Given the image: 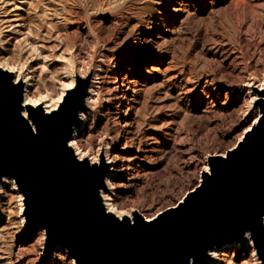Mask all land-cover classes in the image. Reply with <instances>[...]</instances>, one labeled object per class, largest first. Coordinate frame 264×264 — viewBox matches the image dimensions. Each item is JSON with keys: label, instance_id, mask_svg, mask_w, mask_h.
I'll return each instance as SVG.
<instances>
[{"label": "rangeland", "instance_id": "rangeland-1", "mask_svg": "<svg viewBox=\"0 0 264 264\" xmlns=\"http://www.w3.org/2000/svg\"><path fill=\"white\" fill-rule=\"evenodd\" d=\"M154 7L139 0H0V57L36 66L32 94L55 99L70 74L91 72L99 81V102L76 141L90 157L99 146L118 163L138 157L132 190L117 187L112 199L118 211L132 208L144 220L176 206L198 185L207 159L224 157L242 140L260 116L247 84L264 79V0H166L150 20ZM8 20L18 26L6 27ZM153 38L160 46L146 52ZM109 87L106 106L100 101ZM23 211V195L6 184L0 264H73L64 249L45 254L44 232L29 228ZM239 243L218 264H244Z\"/></svg>", "mask_w": 264, "mask_h": 264}, {"label": "water", "instance_id": "water-1", "mask_svg": "<svg viewBox=\"0 0 264 264\" xmlns=\"http://www.w3.org/2000/svg\"><path fill=\"white\" fill-rule=\"evenodd\" d=\"M9 77L13 74L0 71V182L12 179L23 195L28 227L47 237L46 255L59 247L75 264H183L186 255L195 253L191 264L197 259L208 264L211 250L241 242V230L264 215V97L254 102L260 116L236 147L224 157L207 159L210 171L201 172L196 192L147 227L136 211L130 219L105 209L100 197L104 162L91 168L72 163L64 141L72 137L77 116L66 112L39 138L30 135L17 118L22 85L9 87ZM89 77L91 72L73 79Z\"/></svg>", "mask_w": 264, "mask_h": 264}, {"label": "snow or ice", "instance_id": "snow-or-ice-1", "mask_svg": "<svg viewBox=\"0 0 264 264\" xmlns=\"http://www.w3.org/2000/svg\"><path fill=\"white\" fill-rule=\"evenodd\" d=\"M127 2L128 0H120L121 4H125ZM139 2L145 4L151 2L153 5L156 6L153 8V15L150 18V20H153L155 19V12L163 10V5L166 0H139ZM133 23H135V21H133ZM137 26L140 27L141 32H145L144 24H139ZM154 27L155 25L149 21L148 29L150 30ZM125 31H127V29H125ZM154 39L155 38H153V40L145 41L144 50L146 52H152L154 49L158 50L160 45L154 44ZM125 47H127V45H125ZM121 51H123V49ZM8 81L9 87H11L13 84L22 83V80H17L15 76L9 77ZM90 82L92 84L96 83L91 79V77H89L88 79L81 78L79 81L66 82L65 91L60 96L59 105L55 110H53L50 105L45 104L40 99H24L22 102L18 101V105L20 106L17 108V118L20 120V123L28 129L30 135L33 138H39L44 130V127L48 123L62 118L63 114L66 112L72 113L73 115L77 116L80 120L90 119V117L86 115V113L88 112L87 105H94L97 103L95 99V89L90 86ZM2 86L3 80H0V87ZM116 88H120V85L118 83L116 84ZM82 89L83 92L81 93ZM112 91L113 89L109 87V91L105 93L104 100L100 101V103L105 104L107 106V102L113 99V97L111 96ZM120 91H123V89H120ZM89 93H92V96H89ZM119 95L120 92H116V97H119ZM77 105H79V107H77ZM24 106H27L28 110H24ZM33 108L35 109V111L32 110ZM45 108L48 109L47 112H45ZM100 110L103 111V108H101ZM64 149L67 152V155L72 158V163L79 168H91L92 165H99L102 162H105L106 164L112 163L111 160L105 161L103 156H101L100 159H97L96 156L90 157L89 152L87 151L83 152V154L81 155V152L78 150L77 147V141L72 138H68L64 141ZM229 151H232V149H229ZM221 155H223V153H221ZM76 160H79L80 163L77 164ZM206 171L210 170L206 169ZM105 184H107V181H105ZM192 192H196L195 187L192 189ZM100 197L103 200L110 199V196L106 195L105 191H102L100 193ZM173 206L175 207V205ZM106 207L107 212L116 215L118 218L122 216H127V213H117V210L115 208H112L110 206ZM157 217H162V214L156 213V216H148V225L146 226L154 227L152 221L156 220ZM120 226L124 227L125 224L122 223ZM44 239L46 240L47 237H44ZM240 240L241 243L244 245L245 256L241 258L244 261V264H249V261L250 264H257V261H264V215H257L255 220V226L244 228L241 230ZM45 247H47V245H45ZM258 253L260 254L258 255ZM210 255L214 258V261L219 260L217 252H212ZM189 257L196 259V254L189 253L188 255H186L184 257L183 264H191ZM0 259L3 258L0 257ZM60 259H64V257H60ZM41 264H44L43 260H41ZM56 264H59V261H56ZM73 264H75V262H73ZM197 264H201L200 260L198 259ZM226 264H232L231 259H228L226 261ZM237 264H240V261H237Z\"/></svg>", "mask_w": 264, "mask_h": 264}, {"label": "bare ground", "instance_id": "bare-ground-1", "mask_svg": "<svg viewBox=\"0 0 264 264\" xmlns=\"http://www.w3.org/2000/svg\"><path fill=\"white\" fill-rule=\"evenodd\" d=\"M17 16H20V15L17 14ZM6 24H7L6 27H8V28H10L12 26L13 27H17L18 26V25H13V24L9 23V20H8V22ZM7 32H9V31H7ZM32 48H33V46H32ZM30 56H32V55H30ZM36 56H37V54H36ZM24 59H27V58H24ZM5 60L2 57H0V71H6L8 73H12V74H14V76L16 77L17 80H22V83H20V84L22 85V88H23V100L24 99H33V100L40 99L45 104L50 105L52 109H55L57 107L58 103L60 102V96L65 91V86L64 85H63L60 93L58 94V96L55 99L53 98L52 95H50V96L49 95H43V96L42 95H37V96H35L34 94H32V92H30V89L37 82V81L35 82V79H34L35 78V73H36L34 71V69L36 68V66L33 69V67H31L30 62H27V61H26L27 63H24V64H18L16 66H11V65H9L10 62L8 61L9 63H7V61H5ZM36 65H38V64H36ZM40 68H41V66H40ZM84 75L85 74H81L80 76L84 77ZM91 79L96 82L94 84H92L90 82V86L95 89V99H96L97 103L94 104V105H87L88 108L89 107L90 108H94L95 106H97V104L99 102V95H100V88H99V84L100 83H99V81L92 74H91ZM69 81H74L73 76L71 74L69 76ZM247 90H248V94L250 96V98H249L250 99V103L256 102L260 98H263L264 97V79L258 84H256L254 81L251 82V83H248L247 84ZM89 96H92V93H89ZM254 97H255V99H254ZM124 98L125 97L122 96V100H124ZM24 107H26V106H24ZM47 111H48V109L45 108V112H47ZM86 115L89 116V113H86ZM87 121H88V119L87 120H80L79 119L78 125H77V127H75V129L73 131V135L71 137L72 139L76 140L78 134H81L83 132L84 127L87 125ZM125 121H126V119H125ZM128 131H129V129L126 128L125 132L127 133V135L129 133ZM124 141H131V138L129 136H127L126 138H124ZM77 147H78V150L81 152V155H82L83 152H85V151L80 150V147L78 146V144H77ZM147 152H149V150L146 147L144 149H142V151H140V152L138 150V153L141 154L142 156L145 155ZM93 156H96L97 159H100L101 156H103L105 161L106 160H111L112 161L111 164H106L104 162L106 164V170H107V174H106V177H105V181H107V184H105V190L104 191H105L106 195L110 196V199H107V200H103L102 199V201H103V205L105 206L106 210H107L106 206H110L112 208H115L114 204H113L114 201H113L112 197H113V194H114L115 190L117 189V187L118 188L122 187L124 189H130V190H127L128 192H126V193H129V191L132 190L133 184L132 183L128 184L131 181V177H132V166H131V163L134 162V160H137L138 157H136V156L129 157L128 160H126V161L123 160V161L119 162V163H121L120 164L121 166H120L119 163H118L117 155H111L109 153L108 148L104 147V146H99V148L97 149L96 153ZM206 169H207V167L204 166L202 170L206 171ZM122 171L125 172V175L124 176L123 175L120 176L122 181L120 182L119 185H116L115 184L116 182L114 183V180H115V178L117 177L118 174H122ZM125 182H127V185H126ZM6 184H8V185L10 184L12 186V189L15 191L16 188H15L14 181L12 179H10V178L4 177L2 179V181L0 182V192L2 191V189L4 188V186ZM133 212H134V210L132 208L127 209L125 211H118L117 210V213H127L126 217H128L130 219L132 218V213ZM153 216H155V215H153ZM122 217H124V216H122ZM119 218H121V217H119ZM146 220H147V218H146ZM240 246H241L240 243H237V242H234L230 246H227L226 247L227 249L225 251L220 252V253L217 254V256L219 257L218 261H214V258L210 255L212 252H217V249L211 250L209 252L210 259H209V263L208 264H218L222 260V258H226V257L228 258V256L232 253V251L237 250V248L240 247ZM56 249H59V247H57ZM71 264H72V261H71ZM261 264H264V262L262 261Z\"/></svg>", "mask_w": 264, "mask_h": 264}]
</instances>
